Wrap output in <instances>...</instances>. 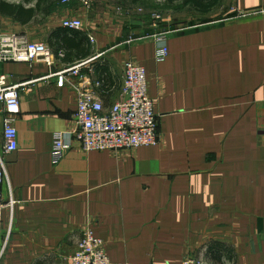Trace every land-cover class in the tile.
<instances>
[{"label":"crops","instance_id":"0c3cea01","mask_svg":"<svg viewBox=\"0 0 264 264\" xmlns=\"http://www.w3.org/2000/svg\"><path fill=\"white\" fill-rule=\"evenodd\" d=\"M51 1L27 22L0 14V34L44 42L54 58L52 65L0 62V76L21 85L19 146L11 153L3 150L0 105L1 190L5 201L15 200L0 222V264H69L89 227L112 264L186 257L264 264V0H222L210 13L197 11V21L168 35L162 61L156 30L146 34L139 16L115 2ZM24 2L15 4L36 8L37 0ZM67 19L82 28L66 30ZM98 53L81 77L58 85L57 73ZM129 60L146 69L159 143L84 151L72 140L53 164L54 134L72 126L78 83L102 80L97 67L107 64L110 107Z\"/></svg>","mask_w":264,"mask_h":264},{"label":"built area","instance_id":"2783aa9c","mask_svg":"<svg viewBox=\"0 0 264 264\" xmlns=\"http://www.w3.org/2000/svg\"><path fill=\"white\" fill-rule=\"evenodd\" d=\"M74 0H61L68 4ZM90 6L88 0H81ZM240 16L247 13L238 11ZM162 19L160 14L154 15V25ZM64 27L81 29L82 21L67 19ZM171 31L159 32L155 35L158 43L156 58L164 60L169 55L167 44ZM92 42L95 38L90 36ZM63 54H61L62 56ZM102 57L98 53L92 57L76 61L57 73L58 85L63 86L68 75L81 77L85 67H91ZM54 63L53 52L44 42L31 41L24 34L9 32L0 34V62ZM102 80L92 81L88 85H77V110L73 116L70 129L54 134L51 157L53 164H58L66 155L72 140L79 143L84 151L133 149L142 146L156 145L160 141L159 117L155 110V100L148 93L146 69L132 60L124 64L121 97L110 107H106L102 96ZM21 85L8 83L6 75L0 76V105L5 112L3 138L5 153L16 151L19 146L16 117L20 112ZM6 176V169L0 167V222L6 208L15 204L13 198L5 201L1 185ZM69 264H112L105 241L96 236L89 227L82 232L75 252L69 258ZM178 264H203L200 259L186 257Z\"/></svg>","mask_w":264,"mask_h":264},{"label":"rangeland","instance_id":"374dc122","mask_svg":"<svg viewBox=\"0 0 264 264\" xmlns=\"http://www.w3.org/2000/svg\"><path fill=\"white\" fill-rule=\"evenodd\" d=\"M13 3H25L27 0H6ZM94 3L115 2L119 8L128 15L135 13L143 23L144 32H166L184 28L197 21L201 15L189 5H184L181 0H88ZM62 5V4H61ZM160 14L162 19L154 25V15ZM221 15V13H215Z\"/></svg>","mask_w":264,"mask_h":264},{"label":"trees","instance_id":"16d2710c","mask_svg":"<svg viewBox=\"0 0 264 264\" xmlns=\"http://www.w3.org/2000/svg\"><path fill=\"white\" fill-rule=\"evenodd\" d=\"M51 0H37L36 8H26L22 4H15L8 2L6 0H0V14L13 17L17 20H21L22 22H27L30 20L36 11L42 10V6ZM53 1V0H52ZM51 1V2H52ZM136 1V0H135ZM184 5H189L193 7L196 11L202 14L210 13L211 11L219 8L222 4V0H181ZM49 4V3H48ZM45 10V7L44 9ZM48 11V7L46 8V12ZM66 30H72L71 28L65 27ZM74 30V29H73ZM64 32L62 28L57 29L52 38L59 40L60 35ZM103 64L97 67L98 71H101V78L104 82V86L102 88V96L106 93L111 92L110 88L108 87V72L106 73L107 64L102 62Z\"/></svg>","mask_w":264,"mask_h":264}]
</instances>
